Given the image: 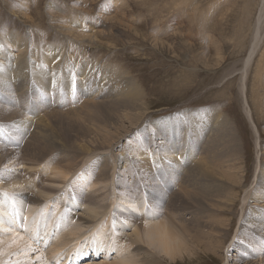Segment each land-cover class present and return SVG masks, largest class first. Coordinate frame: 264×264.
I'll return each mask as SVG.
<instances>
[{
	"label": "rangeland",
	"instance_id": "1",
	"mask_svg": "<svg viewBox=\"0 0 264 264\" xmlns=\"http://www.w3.org/2000/svg\"><path fill=\"white\" fill-rule=\"evenodd\" d=\"M90 36L98 38L83 39ZM0 61V115L8 119L0 118V172L18 171L21 180H33L30 186L39 182L45 188L44 179L59 171L67 175L50 197L26 201L21 211L18 197L7 195L3 208L24 222L30 249L22 247L9 259L112 264L134 258L136 240L114 217L123 212L150 220L158 214L184 245L174 261L151 252L148 244L138 246L140 264H264V0H0ZM114 102L121 112L111 108ZM12 113L15 121L8 117ZM57 115L63 117L59 125ZM23 119L30 125H21ZM48 119L60 149L37 144V124H49ZM134 157L149 165L148 178L140 177ZM71 187L84 195L81 202L72 197L76 213L84 214L86 196L94 191L107 203L106 212L92 223L75 224L73 210L66 208ZM26 188L27 200L40 194ZM130 194L138 212L126 204ZM33 206L35 212L56 209L47 210L42 229L39 221L32 223ZM67 227L75 234L54 249L53 239ZM102 229L104 239L95 238ZM119 230L129 236L128 252L121 256L120 245L109 246ZM97 243L104 244L98 254L92 248ZM81 254L86 258H78Z\"/></svg>",
	"mask_w": 264,
	"mask_h": 264
},
{
	"label": "bare ground",
	"instance_id": "2",
	"mask_svg": "<svg viewBox=\"0 0 264 264\" xmlns=\"http://www.w3.org/2000/svg\"><path fill=\"white\" fill-rule=\"evenodd\" d=\"M125 4V3H124ZM101 13V12H100ZM248 13V12H247ZM98 14V13H97ZM250 14H251V12H250ZM249 17H250V15H248ZM240 21V20H239ZM240 27V26H239ZM243 27V26H242ZM243 29V28H242ZM80 32V31H79ZM259 34V33H258ZM75 35V34H74ZM81 35V34H80ZM82 36V35H81ZM85 36V35H84ZM88 36V35H87ZM78 37V36H77ZM96 36H93V38H95ZM14 38V37H13ZM92 38V36H90V38H88V37H86V38H83V39H85V40H91V39H93ZM98 38V37H97ZM97 38H95V39H97ZM81 39H82V37H81ZM78 40V39H77ZM91 41H94V40H91ZM97 41V40H96ZM95 41V42H96ZM100 41V40H99ZM94 42V43H95ZM18 43V42H17ZM35 44V43H34ZM15 45V44H14ZM35 46V45H34ZM255 46L252 48V50H251V52H250V54H249V58H248V61H246V67H247V65L249 64L248 62H251V60H252V57L254 56V54H255V52H254V50H255ZM43 49V48H42ZM46 49V48H45ZM54 53V52H53ZM23 55V54H22ZM53 55V54H52ZM45 56V55H44ZM3 58V57H2ZM18 59H19V57H18ZM23 59V58H22ZM20 60H21V58H20ZM24 60V59H23ZM41 60V59H40ZM46 61V60H45ZM1 62V61H0ZM17 62V65L20 63V61H19V63H18V61H16ZM96 62H97V60H96ZM2 64H3V62H1ZM6 63V62H5ZM22 63V62H21ZM20 63V64H21ZM15 65V64H14ZM53 65V64H52ZM16 66V65H15ZM12 67V66H11ZM23 67V66H22ZM88 68H89V66H88ZM245 68V67H244ZM20 69H22V68H20ZM19 69V70H20ZM24 69V68H23ZM22 69V70H23ZM11 72V71H10ZM50 73V72H49ZM20 74V73H19ZM22 74V73H21ZM15 75V74H14ZM23 75V74H22ZM43 77V76H42ZM88 77V76H87ZM93 78V77H92ZM115 78V77H114ZM1 79V78H0ZM19 79V78H18ZM80 79H83V78H80ZM2 80V79H1ZM14 80L16 81L17 79L16 78H14ZM20 80H22V81H24V79H23V77L22 78H20ZM20 80H17V81H20ZM116 80V79H115ZM31 81V80H30ZM111 81V80H110ZM10 82V81H9ZM43 82V81H42ZM5 83H6V81H5ZM116 83V82H115ZM10 84L12 85L13 84V81L12 82H10ZM19 84V83H18ZM23 84V83H22ZM120 84V83H119ZM7 85V84H6ZM20 85V84H19ZM123 85V84H122ZM14 86V85H13ZM16 86V85H15ZM22 86V85H21ZM46 86V85H45ZM6 88V87H5ZM20 88V87H19ZM138 88V87H137ZM18 89V88H17ZM16 89V90H17ZM120 89V88H119ZM8 90V89H7ZM22 90V89H21ZM129 90V89H128ZM24 91V90H23ZM6 92V91H5ZM43 92L44 93H48V92H51V90L50 89H44L43 90ZM14 93V92H13ZM12 93V94H13ZM18 94V93H17ZM16 94V95H17ZM23 94V93H22ZM135 94V93H134ZM141 95V94H140ZM115 96V95H114ZM125 96V95H124ZM15 97V96H14ZM84 97V96H83ZM94 97V96H93ZM122 98H120V100H121ZM92 100H93V98H92ZM124 99H122V101H123ZM125 100H127L126 98H125ZM115 101V100H114ZM118 101V100H117ZM122 101L120 102V103H122ZM94 102V101H93ZM118 102V103H119ZM124 102V101H123ZM127 102V101H126ZM125 102V104L127 105L128 103H126ZM99 103V104H98ZM115 103V102H114ZM113 103V104H114ZM118 103H115V105L113 106H111V108L112 107H114L115 109L117 108V107H115V106H117V105H119ZM133 104H134V102H132ZM136 103V102H135ZM82 104V103H81ZM89 104V103H88ZM98 106H100V102H97L96 103ZM117 104V105H116ZM83 105H84V103H83ZM123 105V107H125L124 106V103L122 104ZM134 105H136V104H134ZM121 106V105H120ZM120 106H118V108H120ZM128 106H130V104H128L127 105V107ZM78 107V106H77ZM89 107V106H88ZM122 107V108H123ZM134 107V106H133ZM74 108V107H73ZM80 108V107H79ZM83 108V107H82ZM109 108H110V106H109ZM114 108L112 109V110H110V111H112L111 112V115L113 114L114 116L113 117H115L116 115L114 114V112L116 111H114ZM117 108V109H118ZM77 109V108H76ZM84 109H85V107H84ZM130 109H132V107L130 108ZM81 110V109H80ZM123 110V109H122ZM128 110V109H127ZM13 111V110H12ZM117 113L119 112V109H118V111H116ZM120 112H121V108H120ZM122 112H125V111H122ZM2 113V112H1ZM4 113V112H3ZM20 113V112H19ZM5 114V113H4ZM74 114V113H73ZM73 114H70V115H73ZM106 113H104V115H105ZM108 114V113H107ZM61 116H62V114H60ZM66 115V114H65ZM88 115V114H87ZM110 115V116H111ZM1 116H5V115H0V118H1ZM14 115H13V113H12V116L10 115H8V117H13ZM19 116V115H18ZM21 116H22V114H21ZM25 116V115H24ZM58 116L59 115H57V123H58V125L60 124L59 122L60 121H58ZM67 116H69V115H67ZM91 116H93L92 114H91ZM109 116V117H110ZM6 117V120H8L7 119V115L5 116ZM5 117L3 118V120L5 119ZM15 117V116H14ZM13 117V118H14ZM17 117V116H16ZM14 118V120L13 121H15V119H18V118ZM20 117V116H19ZM26 117V116H25ZM60 117V116H59ZM66 117V116H65ZM73 117H74V115H73ZM13 118H11V120L13 119ZM21 118H23V116L21 117ZM20 118V119H21ZM51 118V117H50ZM55 118H56V116H55ZM63 118V117H62ZM61 118V119H62ZM70 118V117H69ZM27 119V118H26ZM26 119H25V121H26ZM29 119V118H28ZM37 119V118H36ZM61 119H59V120H61ZM91 119H92V117H91ZM108 119V118H107ZM109 119H113L112 117L111 118H109ZM22 120V119H21ZM20 120V122H21V125H23V126H29L30 124H29V122H25L24 121V119H23V122ZM49 120V124H47L46 122H43L42 120H40L39 122H38V124H37V129L39 130V132H40V141L37 143V144H44V145H46V143L47 144H49L50 146H51V148L53 149V150H56V149H60L61 147H62V145H60V142H59V140L58 139H56L54 136H53V133L52 132H50L49 131V129H50V126H51V128H52V126H54V125H51L52 123H51V120L52 119H48ZM55 120V121H56ZM64 120V119H63ZM9 121H10V118H9ZM8 121V122H9ZM44 121H46V120H44ZM53 121V120H52ZM66 121H68V120H66ZM113 121H115V120H113ZM69 122V121H68ZM94 122V121H93ZM110 122V121H109ZM15 123V122H14ZM64 123V122H63ZM70 123V122H69ZM69 123H68V125H69ZM95 123V122H94ZM32 124V123H31ZM20 125V124H19ZM71 125V124H70ZM70 125H69V127H70ZM73 125H75L74 123H73ZM72 125V126H73ZM22 126V127H23ZM71 126V127H72ZM75 127V126H74ZM73 127V128H74ZM25 128V127H24ZM27 128V127H26ZM54 129H56V128H54ZM73 130H75V129H72V131ZM37 132V131H36ZM61 132V131H60ZM35 133V132H34ZM42 133V134H41ZM39 135V134H38ZM36 136V135H35ZM217 139V138H216ZM29 141V140H28ZM31 141V140H30ZM31 143V142H30ZM106 143V142H105ZM100 145V144H99ZM28 146H29V144H28ZM90 147V146H89ZM97 147H99V146H97ZM39 148V147H38ZM28 149V148H27ZM32 149V148H31ZM78 150H80V151H89V150H87V149H84L83 147H80V148H78ZM24 151V150H23ZM5 152V154H6V156H7V154L8 153H6L7 151H4ZM96 152V151H95ZM13 153H15V152H13ZM16 153H17V151H16ZM22 153V152H21ZM26 153V152H25ZM87 153V152H86ZM135 153V152H134ZM142 153V152H141ZM141 153H140V155H141ZM0 154H2V153H0ZM132 154V153H131ZM144 154V153H143ZM9 156H10V154H8ZM15 154H13V156H14ZM21 155V154H20ZM30 155V154H29ZM133 155V154H132ZM3 156H4V154H3ZM11 156H12V154H11ZM138 156V155H137ZM136 155H135V157H137ZM142 156V155H141ZM15 157H16V155H15ZM15 157H14V160H15ZM23 157V156H22ZM134 157V161L135 160H137V161H135V163L136 162H138L139 164H138V169H139V173H140V177H144V178H148V170L150 169V167H148L149 165H144L143 164V158L141 157L140 159L139 158H135ZM139 157V156H138ZM144 157V156H143ZM169 157V156H168ZM2 158V157H1ZM17 158V157H16ZM133 158V157H132ZM145 158V157H144ZM205 158V157H204ZM8 159V158H7ZM25 159V158H24ZM31 159V158H30ZM206 159V158H205ZM12 160H13V158H12ZM13 160V162H16V161H14ZM18 160V159H17ZM21 160V159H20ZM105 160V159H104ZM145 160H147V159H145ZM4 161V160H3ZM9 161H10V158H9ZM19 161V160H18ZM22 161V160H21ZM25 161V160H24ZM12 162V163H13ZM70 162V161H69ZM206 162V161H205ZM24 163V162H23ZM199 163V162H198ZM197 163V164H198ZM210 162H208V164H209ZM1 164H2V162H1ZM3 164H4V162H3ZM20 164V163H19ZM72 164V163H71ZM147 164V163H146ZM18 165V164H17ZM30 165V164H29ZM199 165H201V164H198V166ZM207 165V164H206ZM210 165H211V163H210ZM209 165V166H210ZM13 166V165H12ZM20 166V165H19ZM41 166V165H40ZM65 166V165H64ZM136 166H137V164H136ZM195 166V165H194ZM208 166V165H207ZM213 166V165H212ZM24 167V166H23ZM22 167V168H23ZM66 167H68V169L70 170V171H72V167H74V166H70V164H68V165H66ZM6 168V167H5ZM4 168V169H5ZM8 168H9V166H8ZM12 169H13V167H11ZM137 168V167H136ZM194 168H196V167H194ZM199 168H200V166H199ZM204 168V167H203ZM33 169V168H32ZM31 169V170H32ZM192 169V168H191ZM201 169H202V167H201ZM206 169V168H205ZM208 169V168H207ZM206 169V170H207ZM2 170V169H1ZM35 170V169H34ZM59 170V169H58ZM67 170V169H66ZM195 170V169H194ZM199 170V169H198ZM205 170V171H206ZM229 170V169H228ZM101 171V170H100ZM151 171H152V169H151ZM216 171V170H215ZM28 172V171H27ZM31 173H33V171H30ZM37 172V171H36ZM36 172H35V174H36ZM199 172V171H198ZM218 172V171H217ZM99 173H101L100 174V177H99V180H98V184H99V186H100V183H103L104 182V180H105V172L103 171V172H99ZM202 173H203V171H202ZM53 174V173H52ZM70 174V173H69ZM207 174H210V173H207ZM207 174H205V175H207ZM264 174V173H263ZM28 175H30V174H28ZM55 177H53L52 176V178H46V179H44V182H47V185L49 184V186L48 187H43V186H41V185H39V182L38 183H36V181H35V185H32V186H30L31 184L30 183H34L33 182V180L31 179H29V180H27L28 179V177H27V179L26 178H24V179H26V181H22V180H24L23 178H22V180H21V176H23V175H21L20 176V173L18 172V171H14V172H11L10 170H6L5 169V171L4 172H0V264H6V263H4V262H10L9 264H17L18 262L16 261V260H14V261H12V259H9L10 258V255H13V256H16L17 255V253L19 252V249L20 248H22V247H25V250L26 249H29V247H28V243H27V241L26 240H24V234H23V231H22V227L24 228V227H26L25 225H24V222H21V223H18V221L16 220V218H14L13 217V214H12V212L10 211V209L9 208H3V202L5 201H7V204H8V202H9V198L10 197H7V195H16L17 197H18V200H19V202L17 203L18 204V208H19V210L21 211L22 209V206H21V204L22 203H24V202H26L27 201V203L30 205V204H38V202H42V201H40V198H43V197H50L51 196V194H50V191L53 189V190H56V187H57V185H60L61 183H62V181L61 180H59V178L60 179H66L67 178V175H66V173L64 172V171H59L58 173L56 172L55 174ZM153 175V174H152ZM196 175L198 176V174H197V172H196ZM195 175V176H196ZM218 175V174H217ZM69 176V175H68ZM149 176H150V174H149ZM155 176V175H154ZM32 178H33V176H31ZM35 177L37 178V176L35 175ZM88 177V176H87ZM109 177V176H108ZM191 177H194V175L192 176H190V178ZM204 177V176H203ZM213 177V176H212ZM216 177V176H215ZM53 178H56V179H54V180H52ZM207 178V177H206ZM209 178V177H208ZM50 179V180H49ZM199 179V178H198ZM201 179V178H200ZM210 179H211V177H210ZM213 179H215V178H213ZM217 179V178H216ZM144 180V179H143ZM212 180V179H211ZM43 181V180H42ZM153 181V180H152ZM155 181V180H154ZM214 181V180H213ZM75 182V185H78L79 183V181L77 180V181H74ZM73 182V183H74ZM143 182V181H142ZM145 182V181H144ZM148 182H149V180H148ZM157 182V181H156ZM41 183V182H40ZM88 183V180H83L82 181V183H81V185L82 186H86V184ZM151 183V182H150ZM154 183V182H153ZM63 184V183H62ZM91 184H93V183H91ZM95 184L96 185H94V187H97L98 186V184H97V181H95ZM264 184V183H263ZM46 185V186H47ZM150 184H148V186H149ZM153 185V184H152ZM155 185V184H154ZM31 187V189L34 187L35 188V190L36 191H38L37 189H39V193L40 194H37V195H33L32 194V198H30L29 200H27V193L30 191V188H26V187ZM92 186V185H91ZM93 187V188H94ZM148 188V187H147ZM207 188V187H206ZM27 189H29V190H27ZM91 189V188H90ZM96 189V188H95ZM82 188H80L79 187V189L78 188H70V190H69V193H68V197L66 198V200H67V204H68V206L66 207V208H68V209H70L71 211L73 210V212L71 213V215H73V217L71 216V215H69V217H70V220H72L75 224H78V223H81V225L83 226V224H86V223H89V222H91L92 223V221H90V220H94V219H98V218H100V216L101 215H103L102 213L103 212H106V207H108L106 204H105V201H104V199H102L101 197V195H100V193H99V191L97 192V191H94L95 193L93 194V192H92V196L91 195H88V197L86 196V199H85V208L83 209V211L85 210V212H84V214H78V212L76 213L75 212V210H76V206H74V200H73V196L75 195V197H76V199L78 200V202H81V200H83V198H84V195H83V193H82ZM97 190H99L98 188H97ZM32 191V190H31ZM109 191H110V189H109ZM126 191V190H125ZM125 191H123L122 193L121 192H119V199L120 198H122V196H124V194L125 193H127V191L125 192ZM149 191V190H148ZM213 191V190H212ZM215 191H217L218 192V189L216 190H214V192ZM1 192H4V193H1ZM32 192H34V191H32ZM90 192V191H89ZM112 192V191H111ZM156 192V191H155ZM216 192V193H217ZM30 193V192H29ZM124 193V194H123ZM203 193H204V191H203ZM205 194V193H204ZM207 194V193H206ZM218 194H220V193H218ZM224 194V193H223ZM222 194V195H223ZM50 195V196H49ZM163 195H164V193H163ZM56 196V195H55ZM90 196V197H89ZM126 196V195H125ZM208 196V195H207ZM211 196V195H210ZM220 196H221V194H220ZM104 197V196H103ZM107 197V196H106ZM130 198H128V202L126 203L129 207H134L135 209H137V212H138V209H139V207H136V205H134V203H136V199L134 200V199H132V195L130 194V196H129ZM199 197V196H198ZM212 197V196H211ZM215 197V196H214ZM8 198V199H7ZM46 198V199H47ZM109 198V197H108ZM126 198V197H125ZM124 198V199H125ZM203 198V197H202ZM210 198V197H209ZM260 198V197H259ZM45 199V198H44ZM62 199H63V197H62ZM65 200V199H64ZM122 200V199H121ZM127 200V199H126ZM260 200V199H259ZM262 200V199H261ZM43 201H45V200H43ZM58 201V200H57ZM109 201V200H108ZM112 201V200H111ZM49 202V204L51 203V200L50 201H48ZM63 202V201H62ZM258 203H260V202H258ZM66 204V203H65ZM137 204V203H136ZM142 204V203H141ZM48 205V204H47ZM53 205H56V207L57 206H59L60 207V203L59 202H53ZM63 205V204H62ZM35 206V205H34ZM34 206L30 209V212H31V214H30V217L32 218V223H34L35 221H39V223H40V227H41V229H42V227H43V225H44V222L45 221H47L46 220V218L48 217V216H46L47 215V210H49V208L51 209V207L50 206H48V207H46L45 209L43 208V210L42 211H38V210H36V212L35 211H33L34 210ZM64 206V205H63ZM142 206H144L143 204L141 205V207ZM11 207H13V206H11ZM37 207V206H36ZM55 207V206H54ZM55 207V208H56ZM37 209V208H36ZM51 210H53V209H51ZM54 211H56V209H54L53 210V212ZM49 212V211H48ZM52 212V213H53ZM157 212H159V211H157ZM57 213H58V211H57ZM56 213V214H57ZM121 213H123V212H115V214H114V217H116V218H120L121 219V223L119 222L118 224H120L119 226H121L122 228H126V229H128V231H131V238L133 237L135 240H136V242H135V244H136V248H137V250L135 251V249H134V251H135V254H133L134 255V258H132L131 257V259H129V258H127L126 256V258L125 257H122V258H120V260H118L117 262L118 263H112V264H140L141 262H139V258L141 257L140 256V251L138 250V249H143V248H138V246H140V247H143L142 245L143 244H148V246H150V249H151V252L153 251L154 253H156L155 251H158V253H159V255L160 254H162V255H164V256H166L170 261H174V260H176V258H177V256H180V254H182V253H180L181 251H182V247H184V245H183V242H182V239H181V237H179L174 231H173V229L171 228V226H172V223H171V225L169 224V222L168 221H161V220H158V219H156L157 217H158V214L156 215L157 217L156 218H153V219H149L151 216L150 215H148L147 217H142V218H138V217H132L131 215V213H129V214H121ZM54 215H55V213H53ZM52 214V215H53ZM153 216V215H152ZM74 218V219H73ZM5 219V220H4ZM161 219V218H160ZM164 219V218H163ZM27 220H28V218H27ZM60 220V219H59ZM58 220V221H59ZM65 222V220H61L60 221V223H64ZM77 222V223H76ZM214 223V222H213ZM224 223V222H223ZM65 224V223H64ZM217 224V223H216ZM219 224V223H218ZM257 224V223H256ZM3 225H7L8 226V228H6V229H2V226ZM74 225V224H73ZM75 226V225H74ZM78 226H80V225H78ZM86 226V225H85ZM225 226V225H224ZM256 226V225H255ZM261 226V225H260ZM4 227V226H3ZM120 227V228H121ZM256 227H258V226H256ZM263 227H264V225H263ZM92 228V227H91ZM119 228V229H120ZM9 231H8V230ZM57 230H58V227L56 228ZM65 232H67L66 230H69L68 229V227L66 228V229H63ZM103 230V229H102ZM4 233H3V232ZM42 231H45V230H42ZM63 231V232H64ZM120 231V230H119ZM25 232H27V231H25ZM41 232V231H40ZM63 232H60V233H57L56 235H58L59 234V236H58V238L57 239H53V241L55 240V243H56V248H54V249H58V248H60L61 246H62V244L64 243L63 241L66 239L65 237L66 236H68V235H72L73 236V231H72V229H71V231L69 230V232H70V234H69V232H67V235L64 233V235H62L63 234ZM72 232V233H71ZM75 234V233H74ZM114 234V233H113ZM26 235L27 236H29L30 238H33V239H35V238H37L38 237V234H34L33 232H31V231H28L27 233H26ZM104 235V236H103ZM105 233H104V230H103V232H99V231H96V234H95V238L96 237H98V236H103V237H105ZM125 235H127V234H125V232H122V231H120V232H118V233H116V236L117 237H115V239H112V241H108L109 242V246L111 247V248H114V246H115V248H117V246H119L120 245V249H122L123 248V250H122V252H121V254H119V256H121V255H125L126 254V252L125 251H127L128 252V250H126V248L127 247H125V244H124V242H125V240H126V236ZM108 236V235H107ZM102 237V238H103ZM60 238V239H59ZM62 238H64L63 240H62ZM127 238H129V236L127 235ZM98 239V238H97ZM99 239H101L100 237H99ZM104 239V238H103ZM107 239V238H106ZM105 239V240H106ZM93 240H94V238H93ZM104 240V241H105ZM38 241V240H37ZM36 241V242H37ZM66 241V240H65ZM94 241H97V242H100V240L98 241V240H94ZM134 241V240H133ZM107 242V241H106ZM38 243V242H37ZM55 243H53V244H55ZM101 243V242H100ZM100 243H97L95 246H93L92 248H93V252L95 251V252H97V254L99 253L98 252V246H100L99 248L100 249H103L104 248V244L102 243V244H100ZM107 244H105V246H106ZM54 246V247H55ZM126 246H128V245H126ZM28 247V248H27ZM109 248V247H108ZM107 247H106V250L108 249ZM125 248V249H124ZM145 249V248H144ZM153 249V250H152ZM91 249H89V251H90ZM130 250V249H129ZM181 250V251H180ZM27 251H30V249L29 250H27ZM132 251V250H131ZM188 251V250H187ZM92 252V253H93ZM144 252V251H143ZM150 252V251H149ZM184 252V251H183ZM90 254V253H89ZM89 254H87V255H89ZM128 254V253H127ZM131 254V253H130ZM146 254V253H145ZM149 254V253H148ZM152 253H150L149 254V256L151 255ZM190 254H191V252H190ZM154 255V254H153ZM12 256V257H13ZM86 255L85 254H81V255H79L78 256V258H81V259H83V258H86L85 257ZM93 256V255H92ZM143 258V257H142ZM3 262V263H2ZM144 264H150V262L149 263H144ZM155 264V263H154ZM157 264V263H156Z\"/></svg>",
	"mask_w": 264,
	"mask_h": 264
}]
</instances>
